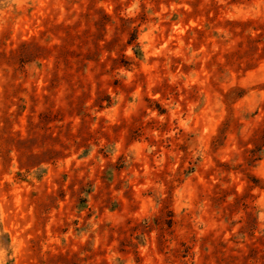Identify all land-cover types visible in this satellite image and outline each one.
Here are the masks:
<instances>
[{"label":"clouds","instance_id":"clouds-1","mask_svg":"<svg viewBox=\"0 0 264 264\" xmlns=\"http://www.w3.org/2000/svg\"><path fill=\"white\" fill-rule=\"evenodd\" d=\"M15 4L16 0L5 4L0 19V64L12 60L22 43L33 42L24 35L25 29L13 26L9 10ZM80 4L93 21L108 18L102 44L118 37L119 47L101 56L91 79L85 75L78 83L63 85L62 103L77 122L66 133L69 150L73 146L87 150L96 168L111 167L118 160L125 164V173L117 180L122 182L120 191L113 197L121 203L110 214L116 219L97 212L87 222L88 230L73 237L78 246L86 245L80 264H196L191 257L176 259L179 244L183 240L199 245L213 227L221 239L228 233L236 249L264 244V143L253 135L258 122L242 118L231 91L239 79L246 80L250 98L264 105V47L254 62L235 47L245 37L264 41V0H80ZM28 6L39 8L40 0ZM51 9L49 4L45 12L50 19L56 15ZM173 15L179 19L172 21ZM204 17L212 21L210 31L219 33L218 50L208 46L207 51H196L191 44L177 47L173 41L181 40L179 33L166 39V28L171 31L188 19L203 25ZM54 24L51 20L49 26ZM134 31L140 39L129 43ZM190 37L195 41L196 34ZM121 56L127 61L123 70L114 63ZM218 56L223 60L215 59ZM241 60L255 71L242 67ZM197 61L206 62V73ZM183 65L195 66L202 86L186 87L188 78L179 70ZM115 80L120 83L112 87ZM158 103L167 109L163 115L156 109ZM260 120L264 121V109ZM181 144L188 149L183 157ZM18 159L15 150L6 160L0 157V193L7 190L6 178L20 171ZM34 163L47 167L39 160ZM81 164L88 171L87 161ZM193 167L195 173L189 171ZM139 184H144L143 190L137 189ZM35 207L29 201L19 208L11 195L0 194V264H45L42 249L47 238ZM174 209L178 231L166 227ZM249 219L251 231L246 229ZM60 239L66 238L56 243ZM212 247L204 254L210 255ZM254 264H264V252Z\"/></svg>","mask_w":264,"mask_h":264},{"label":"rangeland","instance_id":"rangeland-1","mask_svg":"<svg viewBox=\"0 0 264 264\" xmlns=\"http://www.w3.org/2000/svg\"><path fill=\"white\" fill-rule=\"evenodd\" d=\"M10 2L11 0H0V19L5 15L4 5ZM31 3L32 0H16L15 6L9 11L10 19L14 21L13 26L18 25L17 30L25 29L24 35L31 37L33 42L22 43L12 60H5L0 64V157L6 160L9 151L15 150L19 156L17 165L20 168L15 177L6 178L7 190L0 194L4 197L11 195L19 208H23L29 201L36 206L34 211L39 214L38 222L43 225L42 234L47 238V243L42 249V259L46 257L45 264H80V253L86 245L78 246V241L73 237L88 230L87 222L91 221L97 212L107 215L111 220L116 219L110 214L114 213L121 203L113 197L120 191L122 182L117 183V180L124 175L125 164L118 160L111 167L102 164L96 168L93 166V160L88 159L87 150L81 151L75 146L73 150H69L70 141L66 133L77 122L65 110L62 89L69 81L80 82L85 75L91 79L93 66L102 55L119 47V38L103 45L104 26L108 23V18L102 16L93 21L87 11L81 10L80 0H40L39 8L29 7ZM49 4L52 5L51 11L56 13L51 19L45 15ZM183 11L184 9H180V12ZM178 19L177 15L172 16V21ZM202 19L207 20L203 25L198 24L195 19H188L171 31L166 28V39H172L175 33H179L181 40L173 41L177 47L191 44L196 51H207L208 46L214 51L218 50L216 37L219 33L210 31L211 20L207 17ZM51 20H55V24L49 26ZM37 25L39 31L35 30ZM190 33L196 34L195 41L191 39ZM185 37L188 39H183ZM139 39L140 33L134 31L129 43ZM235 47L240 56L247 54L250 61L254 62L256 54L264 47V41L260 37H245L237 41ZM171 50L176 51V48ZM176 59L181 57L177 56ZM215 59L223 60V56ZM117 62L122 70L127 67L124 57H119L118 61L114 60V63ZM197 62L200 63L201 71L206 73V62ZM241 66L255 71V68L249 67V63L244 60H241ZM185 68L190 71H185ZM179 70L188 78L185 80L186 87L197 88L203 85L200 72L194 65H183ZM107 79L108 77H105V80ZM119 83V80L112 81V87L118 86ZM255 87L257 86H252L253 90ZM231 91L241 105L242 118L258 122L253 129V135L258 142L264 143V121L260 120L264 105H256L254 99L250 98L252 93L246 80L239 79V83L235 84ZM156 109L161 115L167 112L159 103ZM187 150L184 144L180 145L181 157ZM160 151L164 149L161 148ZM138 153L142 155L139 148ZM35 160L47 167H39L34 163ZM81 160L87 161L88 171H84ZM120 160L126 162L123 156ZM61 166L65 170L62 171ZM33 168H36V171H33ZM148 170L149 166L146 165L145 171ZM189 171L195 173L196 169L193 167ZM29 176L32 179H29ZM200 179L203 180V177ZM137 189L143 190L144 184L137 185ZM134 191L137 195L140 194L139 191ZM124 195L126 196L127 192ZM153 223L159 224V221L154 220ZM176 224L177 211L174 209L169 213L166 227L178 231ZM246 229L253 230L251 219ZM153 235L155 236V233ZM60 237L66 239H60L59 243H56ZM222 237L221 239L217 235V230L213 227L201 238L199 245L193 246L191 242L182 240L176 259L187 261L191 257L196 264H212L213 261H216V264H254L255 258L264 252V244L257 243L255 247L236 249L230 242L228 233H223ZM208 246H213L212 252L205 255Z\"/></svg>","mask_w":264,"mask_h":264},{"label":"trees","instance_id":"trees-1","mask_svg":"<svg viewBox=\"0 0 264 264\" xmlns=\"http://www.w3.org/2000/svg\"><path fill=\"white\" fill-rule=\"evenodd\" d=\"M262 133H263V135H264V130H262Z\"/></svg>","mask_w":264,"mask_h":264}]
</instances>
